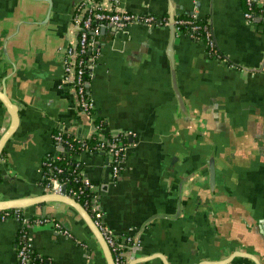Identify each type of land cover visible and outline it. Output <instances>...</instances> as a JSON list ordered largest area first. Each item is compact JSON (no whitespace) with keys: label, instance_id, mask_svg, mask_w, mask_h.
Listing matches in <instances>:
<instances>
[{"label":"crops","instance_id":"0c3cea01","mask_svg":"<svg viewBox=\"0 0 264 264\" xmlns=\"http://www.w3.org/2000/svg\"><path fill=\"white\" fill-rule=\"evenodd\" d=\"M82 1L0 0V89L19 110V125L0 157V200L42 194L41 163L57 152V123L77 126L81 134L91 130L77 111L63 62L76 36L74 7ZM116 5L164 17L167 24L107 27L97 37L101 52L89 85L97 116L111 134L131 132L115 181L105 154H83L103 222L115 234L135 229L140 250L127 264H209L235 252L264 264V24L244 18L241 0ZM194 5L224 58L209 57L202 43L176 31L173 73L184 114L167 54L169 8L176 18ZM9 123L0 101V136ZM20 210L25 217H50L68 232L32 227V249L45 264H107L68 205L44 202ZM19 227L15 218L0 221V264H17ZM228 264L255 263L234 257Z\"/></svg>","mask_w":264,"mask_h":264},{"label":"built area","instance_id":"2783aa9c","mask_svg":"<svg viewBox=\"0 0 264 264\" xmlns=\"http://www.w3.org/2000/svg\"><path fill=\"white\" fill-rule=\"evenodd\" d=\"M244 6L243 16L246 20L263 21L264 20V4L259 0H241ZM74 19L76 23V36L68 41L64 53V69L68 79L74 82V91L78 100L77 111L87 115L90 123L93 125L91 135L96 133L100 143L96 146L95 150H91L90 146L86 143L87 139H79L72 135L70 138L69 133L57 131L53 135V141L56 146L65 145L72 147L71 141H80V153L73 155L76 163L75 168H79L77 174L79 179L78 189L76 191L67 192L64 181L58 178L57 173L63 170L62 167L54 165V160H61L62 157L56 152L52 153L49 161L43 160L41 163V183L49 192L54 194H62L73 199L79 198L84 194V189L88 190L85 195L84 208L92 213L95 219L94 222L101 231L110 251L113 256L114 264H127L130 259L136 257L140 250V243L137 238L135 229H129L123 233L115 234L103 222V213L100 204V197L97 193V185L92 182L85 174V160L83 154L87 152H99L105 146V154L111 169L112 180L121 174L123 169V162L125 151L128 145L123 144V139L129 137L131 132H122L111 134L105 130L103 121L97 120V112L95 109L93 98L89 91V85L93 77V69L97 64L100 56L101 48L97 42V37L101 29L107 27L126 28L129 25H144L148 29L154 27L165 26L167 21L164 17L158 18L152 14H138L133 13L116 5V0H85L77 3L74 7ZM192 19L180 20V24L188 25L190 31L186 36L195 41L200 42L205 46L208 55L212 58L223 59V55L217 49L213 40L210 23L207 18H200L198 15V7L193 6L190 11ZM201 22H197L201 20ZM196 21V22H195ZM176 31L179 33L177 27ZM197 32H200L198 34ZM88 71L89 77H86ZM105 132L111 135V140L108 141ZM90 135V136H91ZM51 164L53 166H51ZM42 166L47 167V171H42ZM51 166V169H50ZM55 170L57 173H48ZM84 187V189L82 188ZM76 200V199H75ZM91 215V214H90ZM8 218H15L19 224L17 234L18 242L16 246L17 264H45L46 259L37 254L38 263L32 257V232L33 226L49 225L58 233L68 235L67 230L63 229L52 218H30L25 217L19 208L0 210V221ZM42 262V263H40ZM44 262V263H43Z\"/></svg>","mask_w":264,"mask_h":264},{"label":"water","instance_id":"95a60500","mask_svg":"<svg viewBox=\"0 0 264 264\" xmlns=\"http://www.w3.org/2000/svg\"><path fill=\"white\" fill-rule=\"evenodd\" d=\"M169 19H168V28H169V45H168V49H167V54L169 57V61H170V68H171V73H172V85H173V89L176 95V98L178 100V105H179V109L182 113L185 114V104L183 102L182 97L180 96L178 89H177V85H176V80L174 77V61H173V49H172V44H173V40L176 36V28H175V12H174V7L169 8ZM262 23L264 24V20L262 21ZM101 30H105V28L101 29ZM74 83V82H73ZM0 101L3 104V106L6 108L9 116H10V123L9 126L7 127V129L4 131V133L0 136V157L3 151V148L6 144V142L8 141V139H10V137H12L14 135V133L16 132V129L19 125V110H18V106L16 103H14L10 97H8L7 93H5L4 90L0 89ZM84 114V113H83ZM85 118L89 120V118L87 117V115H85ZM56 128L59 131H63L65 133H69L79 139H87L90 137L91 135V130L93 129V125H91V130L86 133V134H81L79 128L77 126L74 125H70V124H62V123H57V125H55ZM64 147L59 145L57 146V151H63ZM213 167L209 166V171H210V175H211V179H212V174H213ZM212 181V180H211ZM65 187H63L62 191L64 192ZM44 202H59V203H63L65 205H68L69 207H71L75 212H77L80 217L83 219L84 223L87 225L89 231L91 232L93 238L97 241L103 256L106 260L107 264H114L113 261V256L111 254V251L101 233V231L99 230L98 226L96 225V223L94 222V220L92 219L91 215L88 213L87 210L84 209V207L75 199L62 195V194H54L48 191L47 188L42 186V194L39 196H35L32 198H20V199H12V200H0V210H6V209H14V208H25L27 206L33 205V204H41ZM234 257H245L248 259H251L252 261H254L255 264H259L258 261L250 254L248 253H241V252H235L232 253L229 257H227L224 260L221 261H216L213 263H209V264H228ZM142 260L137 259L136 261L134 260L132 263L129 264H136L141 262ZM165 264V262H164Z\"/></svg>","mask_w":264,"mask_h":264},{"label":"trees","instance_id":"16d2710c","mask_svg":"<svg viewBox=\"0 0 264 264\" xmlns=\"http://www.w3.org/2000/svg\"><path fill=\"white\" fill-rule=\"evenodd\" d=\"M182 19H185V20H190L192 19V16L190 15V12L189 13H186V14H183V15H178L176 18H175V26L177 27L179 33L181 35H185L186 36V33L190 31V27L188 25H184V24H180V20ZM165 20L167 21V19L165 18ZM201 20L197 21L198 23L201 22ZM196 22V21H195ZM203 22V21H202ZM198 34L201 35L200 32H197ZM209 57H212L211 53L209 55ZM86 77L88 78L89 75H88V71L87 73L85 74ZM97 120H100V121H103L104 124H105V121L100 118V117H97ZM106 125V124H105ZM105 136L107 137V140L110 141L111 140V135L108 133V132H105ZM69 137L71 138L72 135H69ZM123 144L124 145H129V143L127 142V138H124L123 139ZM72 143V147L70 148L69 146L65 145L64 147V150L63 151H57V153L62 157L61 160H54L52 163L54 165H57L58 167H62L63 170L59 173H57L55 170H52V172H48V173H57L58 175V178L65 183V189L67 192L69 191H76V189H78V185H79V182H76L75 179H79V176L77 174V171L78 169L80 168H75V159L73 158L74 156L73 155H76V154H79L80 153V141H71ZM86 143L90 146V149L91 150H95L96 149V146L99 145L100 141L98 139V137L96 136V133H93L89 138L88 140L86 141ZM108 146H105L102 150H100L99 152L105 154V149L107 148ZM87 153H90V152H87ZM106 155V154H105ZM52 156V153H47L44 157L43 160L45 161H49V157ZM107 157V155H106ZM51 166H53L51 164ZM51 166H50V169H51ZM42 171H47V167L45 166H42ZM120 175H118L117 177L114 178V181L119 177ZM93 182V181H92ZM84 189V187H82ZM88 193V190L87 189H84V194L81 195L79 198H75L76 201H78L83 207H84V201H85V195ZM85 209V208H84ZM91 216L94 218V216L92 215V213L90 212ZM18 242V238L16 237V243ZM17 246V244H16ZM32 257L34 258L35 262L38 263V258L36 257L37 256V253L35 251L32 252ZM42 263V262H40ZM44 263V262H43Z\"/></svg>","mask_w":264,"mask_h":264}]
</instances>
